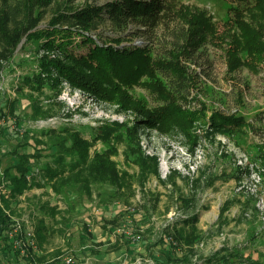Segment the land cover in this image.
<instances>
[{"label":"rangeland","instance_id":"rangeland-1","mask_svg":"<svg viewBox=\"0 0 264 264\" xmlns=\"http://www.w3.org/2000/svg\"><path fill=\"white\" fill-rule=\"evenodd\" d=\"M74 1L79 5L102 4L109 0ZM167 2L175 9L205 11L216 36L231 24L233 7L245 3L244 0ZM46 21L47 18H43L41 24ZM186 26L182 18L170 17L148 38L146 32L133 33L139 25L130 24L125 31L130 33L127 35L130 41L128 39L121 45L151 43L153 55H164L169 47L184 40L183 28ZM96 30L103 35L111 33L108 25ZM226 47L219 38L208 37L189 57L181 55L182 61L191 69L190 73L195 74V83L180 105L191 111L204 106V115L195 123L196 138L192 145L186 142V136L178 127L169 132L149 126L138 128L143 153L156 156L158 175L140 178L138 164L129 163L124 157V142L113 139L116 153L111 154L110 159L119 173L127 171L131 174L116 197L109 185L99 184L92 187L88 200L72 204L74 199L66 192L55 193L49 186L34 185L18 199H13L6 194L8 188L0 182V195L9 196V208L4 209L16 220L14 227L18 225L19 231L24 232L30 227L34 230L40 218H44L47 224L42 241L35 235L36 248L33 251L41 258L33 264H163L159 249L167 245V240L176 245L179 253L188 255L186 264H209L206 259L210 257L223 259L224 264H264V60L257 64L256 70L246 65L228 69ZM77 51L85 52L86 47ZM42 53L37 41H29L5 65L0 80L6 103H13L21 113L29 111L27 106L32 101L51 112L47 117L29 119L25 125L20 122L22 130L17 141L21 144V151L33 152L32 132L42 139L45 137L41 131L69 126L80 128L83 136L89 138V127L96 129L114 121L127 125L134 123L136 115L131 111L120 110L116 104L71 86L65 79L61 78L57 90L46 80L41 89L37 88L39 86L32 77L37 74ZM24 76L30 77L29 84L22 80ZM17 86H21L20 90ZM128 91L147 105L158 102L143 86L133 85ZM216 110L244 115L247 128L212 129L209 116ZM13 118L9 116L6 122L0 121V126L5 123L14 128ZM203 119L204 124L201 123ZM120 131L125 136V127ZM92 142L91 153L104 151L111 145L98 138ZM7 144L2 141L0 146L5 149L10 147ZM11 145L14 147L15 142ZM6 164V159L0 161V175ZM183 199L190 201L187 206L181 201ZM46 205L56 207L54 216L43 212ZM128 208L133 212L132 217L125 214ZM193 216H196L193 224L185 225L184 221ZM82 227L91 238L83 233ZM174 228L187 235L193 233L189 242L181 240L178 244L174 235L165 236L166 231ZM145 242H156L158 250L150 255ZM12 247L15 251L18 249L14 244ZM22 250L17 254H23ZM68 258L71 261H67ZM0 264L27 263L16 255L3 254Z\"/></svg>","mask_w":264,"mask_h":264},{"label":"trees","instance_id":"trees-1","mask_svg":"<svg viewBox=\"0 0 264 264\" xmlns=\"http://www.w3.org/2000/svg\"><path fill=\"white\" fill-rule=\"evenodd\" d=\"M244 1L242 6L233 7L231 24L216 36L205 11L175 9L167 0H109L102 4L79 5H75L73 0H0V80L5 65L10 63L15 52L35 40L39 50L43 51L39 55L37 74L32 77L39 86L37 88L41 89L46 80L49 86L56 89L62 78L71 86L79 87L99 99L116 104L120 110L131 111L136 115L131 125L114 121L96 129L89 127V138L83 136L80 128L72 129L69 126L41 131L45 137L42 139L32 132L30 137L34 150L23 152L17 141L22 130L20 122L23 121L25 125L29 119L33 121L40 116L47 117L51 114L50 109L44 110L36 101H32L27 106L29 111L21 113L13 103H6L0 89V121L6 122L9 116L14 117V128L5 123L0 126V144L2 141L10 144L5 149L0 146V161L6 159L8 162L1 168L0 175V182L8 188L6 194L18 199L19 195L34 185L49 186L55 193L66 192L74 199V204L78 200H88L92 187L104 184L111 187L113 196H118L124 181L131 174L127 171L119 173L110 159V155L116 153L113 139L124 142V157L129 163L138 164L137 175L140 178H146L149 174L158 175L156 156L143 153L138 128L149 126L169 132L178 127L186 136V142L192 145L196 138L193 131L195 123L204 115V106L198 111H191L180 105L195 83V74L190 73L191 69L182 61L181 55L189 57L208 37H215L227 45L225 53L228 69L246 65L256 70L257 64L264 60V0ZM175 16L187 23L183 28L185 37L178 45L169 47L166 54L153 55L151 43L141 46L130 43L121 45L128 39L130 41L127 37L130 33L125 32L130 24L139 25L133 33L146 32L149 38L160 23ZM43 18H47V21L41 24ZM103 25H108L111 33L103 35L97 32L96 29ZM84 46L85 52L77 51ZM29 78L24 76L22 80L29 84ZM133 85L147 88L158 102L150 106L141 98L133 96L128 91V87ZM20 88L17 86V90ZM201 123L204 124V119ZM209 126L220 131L228 128L241 130L247 128L248 122L238 112L223 113L216 110L209 116ZM121 127H125V136L120 131ZM96 138L110 142V147L91 153L89 149ZM12 142H15L14 147ZM97 194L101 196V191ZM0 197V261L3 254H13L27 264H33L41 258L40 254L33 251L36 243L32 246L24 242V230L15 235L9 234L16 220L4 209L9 208L8 197L4 194ZM181 201L186 203L185 206L190 202L188 199ZM46 206L43 212L54 216L56 207ZM125 214L133 216L129 208ZM195 219L196 216L190 217L184 224L191 222L192 225ZM38 222L33 230L35 242V235L40 241L44 239L43 230L47 228L44 218ZM82 229L91 238L86 228ZM172 231H164L165 236L174 235L178 244H181V240L189 242L193 235H187L179 228ZM15 239L24 242V253L21 255L17 254L19 248L15 251L12 247ZM155 243L145 242L150 255L158 250ZM159 251L164 258L163 264L187 263L188 255L179 253L172 241L167 240V245ZM206 260L209 264L225 262L211 257Z\"/></svg>","mask_w":264,"mask_h":264},{"label":"built area","instance_id":"built-area-1","mask_svg":"<svg viewBox=\"0 0 264 264\" xmlns=\"http://www.w3.org/2000/svg\"><path fill=\"white\" fill-rule=\"evenodd\" d=\"M17 233H20L18 225L16 227H14V229L9 234L15 235ZM25 235H26V237H25L24 242L27 244H31L32 246H35L34 232L31 229V227L26 230ZM24 242L22 239H15L14 245L17 246L19 249H21V248L24 249L22 247ZM23 252H24V250H22V253ZM67 261H71V258H68Z\"/></svg>","mask_w":264,"mask_h":264}]
</instances>
